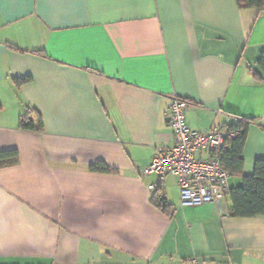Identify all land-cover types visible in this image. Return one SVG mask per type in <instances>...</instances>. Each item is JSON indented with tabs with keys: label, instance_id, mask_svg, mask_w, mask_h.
<instances>
[{
	"label": "crops",
	"instance_id": "crops-1",
	"mask_svg": "<svg viewBox=\"0 0 264 264\" xmlns=\"http://www.w3.org/2000/svg\"><path fill=\"white\" fill-rule=\"evenodd\" d=\"M263 53L264 9L237 0H0V152L19 158L0 168V264H264V216H233L229 194L181 206L175 178L153 192L147 173L183 98L193 130L253 122L254 174Z\"/></svg>",
	"mask_w": 264,
	"mask_h": 264
},
{
	"label": "built area",
	"instance_id": "built-area-1",
	"mask_svg": "<svg viewBox=\"0 0 264 264\" xmlns=\"http://www.w3.org/2000/svg\"><path fill=\"white\" fill-rule=\"evenodd\" d=\"M188 107L189 103L183 98L172 100L173 145L159 148L147 169L149 175L154 174L157 178L148 187L150 191L163 189L169 176L176 179L180 205L184 207L215 203L231 190L230 173L222 162L223 153L229 148V135L221 128L208 133L191 129L186 121Z\"/></svg>",
	"mask_w": 264,
	"mask_h": 264
},
{
	"label": "trees",
	"instance_id": "trees-1",
	"mask_svg": "<svg viewBox=\"0 0 264 264\" xmlns=\"http://www.w3.org/2000/svg\"><path fill=\"white\" fill-rule=\"evenodd\" d=\"M240 9H256L261 11L264 9V0H237ZM260 62L264 66V53ZM26 81V79L17 80L18 84ZM186 101V100H185ZM35 119L31 117L32 112H28L21 117L20 127L24 130L41 132L43 130V121L37 112ZM253 122L248 119H238L228 128L229 148L224 151L222 162L225 169L230 175L242 176V185L231 189L229 195L232 203V214L240 218H253L264 216V160H258L255 165L254 174L252 176H243L244 159L243 152L246 144L249 126ZM233 135V136H231ZM18 152L15 150L0 152V168L13 166L18 163ZM94 171L104 173H112L104 166H94ZM152 203L159 209L166 211L168 204L164 199L158 197L156 193L152 198Z\"/></svg>",
	"mask_w": 264,
	"mask_h": 264
}]
</instances>
